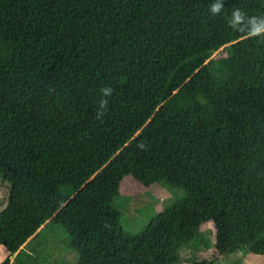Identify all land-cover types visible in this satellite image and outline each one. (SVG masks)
<instances>
[{"label": "trees", "instance_id": "obj_1", "mask_svg": "<svg viewBox=\"0 0 264 264\" xmlns=\"http://www.w3.org/2000/svg\"><path fill=\"white\" fill-rule=\"evenodd\" d=\"M237 9L264 0H0L9 255L57 226L75 264H179L205 223L217 254L264 255V35ZM125 176L176 194L136 234Z\"/></svg>", "mask_w": 264, "mask_h": 264}, {"label": "rangeland", "instance_id": "obj_2", "mask_svg": "<svg viewBox=\"0 0 264 264\" xmlns=\"http://www.w3.org/2000/svg\"><path fill=\"white\" fill-rule=\"evenodd\" d=\"M220 50L221 48L217 49L216 53ZM118 191L120 194L118 203L124 207L121 210L122 223L129 234L139 232L146 222L145 216L159 211L176 195L173 191L158 185L142 188L128 176L122 178ZM6 197L7 185L0 181V210L6 202ZM200 229L209 241V248L196 253L182 250L180 253L182 262L179 264H190L192 261L200 260L208 261L209 264H264V255L217 254L212 247L211 224L205 223ZM63 243L64 238L59 227L50 226L35 242L20 246L15 253L6 255L8 264H75L76 255L71 250L63 249ZM31 246L34 251L29 253ZM1 249L2 247H0V251ZM19 260L23 262H19Z\"/></svg>", "mask_w": 264, "mask_h": 264}, {"label": "clouds", "instance_id": "obj_3", "mask_svg": "<svg viewBox=\"0 0 264 264\" xmlns=\"http://www.w3.org/2000/svg\"><path fill=\"white\" fill-rule=\"evenodd\" d=\"M221 8V3H215L212 5L211 11L213 13H218L220 12ZM231 24L237 27L241 32L246 31L249 37H258L264 35V17H253L246 19L244 14L239 9H237L233 13ZM103 91L105 95H108L111 92V89L105 88ZM104 103H106V101Z\"/></svg>", "mask_w": 264, "mask_h": 264}, {"label": "crops", "instance_id": "obj_4", "mask_svg": "<svg viewBox=\"0 0 264 264\" xmlns=\"http://www.w3.org/2000/svg\"><path fill=\"white\" fill-rule=\"evenodd\" d=\"M1 247V246H0ZM3 251V252H2ZM9 255L3 248L1 249L0 251V261L4 258V257H7ZM19 262H23V261H20Z\"/></svg>", "mask_w": 264, "mask_h": 264}]
</instances>
